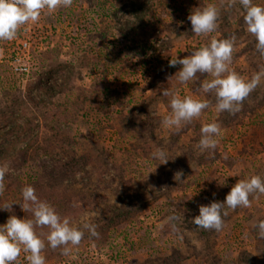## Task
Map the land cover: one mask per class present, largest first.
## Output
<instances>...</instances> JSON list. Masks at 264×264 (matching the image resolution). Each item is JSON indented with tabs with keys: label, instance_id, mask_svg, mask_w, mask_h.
Returning a JSON list of instances; mask_svg holds the SVG:
<instances>
[{
	"label": "rangeland",
	"instance_id": "rangeland-1",
	"mask_svg": "<svg viewBox=\"0 0 264 264\" xmlns=\"http://www.w3.org/2000/svg\"><path fill=\"white\" fill-rule=\"evenodd\" d=\"M227 2L73 0L0 41V166L9 168L0 206L15 203L0 210V225L10 215L34 218L20 205L31 185L61 217L76 225L87 219L100 234L85 231L67 256L46 242V264H264V238L254 228L264 220V195L229 210L219 232L192 223L200 205L224 202L239 179L264 178V80L232 115L216 112L214 94L202 92L210 75L181 84L175 74L182 66L169 67L212 38L235 35L230 68L246 80L264 69L242 6ZM210 3L220 8L218 28L197 36L188 16ZM23 41L28 49L18 50ZM15 51L30 64L27 79L11 70ZM166 88L212 106L170 129L161 123L171 112ZM214 121L219 144L213 155L201 154V128ZM157 148L172 160L153 159ZM36 231L46 237L50 230ZM26 256L15 264H29Z\"/></svg>",
	"mask_w": 264,
	"mask_h": 264
},
{
	"label": "clouds",
	"instance_id": "clouds-1",
	"mask_svg": "<svg viewBox=\"0 0 264 264\" xmlns=\"http://www.w3.org/2000/svg\"><path fill=\"white\" fill-rule=\"evenodd\" d=\"M237 0H228L226 7L232 8ZM244 10L243 21L247 32L256 41V51L264 57V6L253 3V0H238ZM73 0H0V41L14 40L22 27L34 24L47 11L52 14L60 8H69ZM223 6V5H222ZM220 8L216 4H207L203 8H195L188 16L192 25V32L197 36H207L218 28L217 21ZM236 36L217 40L212 38L210 43L192 52L184 58H175L169 61V67L181 65L175 74L179 83L186 84L195 80L197 74H208L212 77L201 85L205 94H214L216 112H228L235 115L241 111L243 102L264 80V69L246 80L230 68L236 44ZM162 96L171 97V112L161 123L170 129L179 131L194 118L212 106L208 99H194L191 96H181L178 92L168 88L162 89ZM222 136L219 122L206 123L201 128V138L196 145L200 153H215ZM152 158L159 160L160 164L169 162L168 153L163 148H157ZM9 172L7 165L0 166V196L5 192V176ZM183 171L174 174V180L182 182ZM264 195V178L252 175L247 179H239L226 195L225 201H213L209 205L199 206V215L192 219V223L204 230L219 232L224 227V218L229 210L235 211L238 207H250V196ZM215 195V193H213ZM23 203L20 204L24 212L30 211L33 219H21L10 215L6 223L0 225V264H15L21 253H26L29 264H46L42 254L47 246L53 250L61 249L62 255H70L74 247L80 245L85 237V231L90 237L99 238L97 225L83 219L76 225L70 217H61L48 202L36 195L31 185L22 189ZM15 203L4 202L0 210L12 211ZM175 217H169L173 231H177L174 223ZM47 227L50 231L38 234L36 229ZM258 235L264 238V220L254 225Z\"/></svg>",
	"mask_w": 264,
	"mask_h": 264
},
{
	"label": "built area",
	"instance_id": "built-area-1",
	"mask_svg": "<svg viewBox=\"0 0 264 264\" xmlns=\"http://www.w3.org/2000/svg\"><path fill=\"white\" fill-rule=\"evenodd\" d=\"M27 42L23 41L22 44L18 47V50H25L28 49L27 47ZM17 53V54H16ZM11 64V70L14 74L17 76H20L23 79H27V77L30 74L31 68L28 60H23V56L19 54V51H15V56L12 58L10 61ZM24 84L27 81H22Z\"/></svg>",
	"mask_w": 264,
	"mask_h": 264
},
{
	"label": "trees",
	"instance_id": "trees-1",
	"mask_svg": "<svg viewBox=\"0 0 264 264\" xmlns=\"http://www.w3.org/2000/svg\"><path fill=\"white\" fill-rule=\"evenodd\" d=\"M45 152H46V150H45Z\"/></svg>",
	"mask_w": 264,
	"mask_h": 264
}]
</instances>
